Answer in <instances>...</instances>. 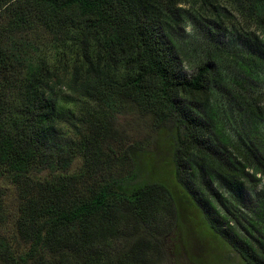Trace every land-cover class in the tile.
<instances>
[{"label": "trees", "instance_id": "trees-1", "mask_svg": "<svg viewBox=\"0 0 264 264\" xmlns=\"http://www.w3.org/2000/svg\"><path fill=\"white\" fill-rule=\"evenodd\" d=\"M130 107L167 140L171 181L115 151ZM0 179L17 192L12 211L0 188V264H154L184 211L264 264V0H0Z\"/></svg>", "mask_w": 264, "mask_h": 264}, {"label": "rangeland", "instance_id": "rangeland-1", "mask_svg": "<svg viewBox=\"0 0 264 264\" xmlns=\"http://www.w3.org/2000/svg\"><path fill=\"white\" fill-rule=\"evenodd\" d=\"M198 6L193 1L180 4L179 10L186 19V22L179 29L178 42L188 44L199 40L200 34H197L196 25L194 24L192 13H199ZM224 42H228L227 37ZM191 48V47H188ZM196 51H190V55H186L184 66L189 74H192V67L195 65L193 61L197 58ZM77 111V108L74 109ZM226 131L231 138H237L235 133L236 123L228 122L226 117H223ZM114 129L117 132L116 139L112 141L117 154L121 155L124 149L129 146H138L142 151L139 158V163L143 165L144 170H147L155 180L171 181V172L174 169L172 160V152L167 140L158 136L154 120L151 116H147L140 112L137 108H128L123 114L118 116L117 122L114 124ZM235 129V130H234ZM81 160L78 159L73 169L77 170L81 166ZM136 169L131 164H126L117 168L116 176H127ZM8 189L10 209L14 211L15 199L17 192L14 185L10 182L0 179V188ZM184 218L182 224L172 229L167 236V253L164 257H155L154 264H242L238 254L230 250L221 241L215 239L204 228L200 229L194 224V220L198 216L197 212H183ZM193 217L192 219H189ZM165 223V221H164Z\"/></svg>", "mask_w": 264, "mask_h": 264}]
</instances>
